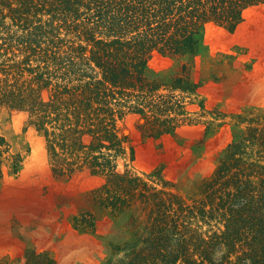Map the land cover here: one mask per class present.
<instances>
[{"label":"trees","instance_id":"trees-1","mask_svg":"<svg viewBox=\"0 0 264 264\" xmlns=\"http://www.w3.org/2000/svg\"><path fill=\"white\" fill-rule=\"evenodd\" d=\"M260 3L0 0V109L27 113L58 174L87 169L104 178L98 204L133 229L108 264H264V113L229 144L193 203L171 182L118 163L129 141L119 125L127 109L158 135L179 125L168 113L180 100L157 95L146 75L155 53L193 54L206 23L235 28ZM22 161L0 130V176ZM216 223L223 227L203 230Z\"/></svg>","mask_w":264,"mask_h":264},{"label":"rangeland","instance_id":"rangeland-1","mask_svg":"<svg viewBox=\"0 0 264 264\" xmlns=\"http://www.w3.org/2000/svg\"><path fill=\"white\" fill-rule=\"evenodd\" d=\"M146 75L159 85L157 95L180 100L168 113L180 122L158 135L142 114L127 109L119 125L129 141L118 163L171 182L193 203L229 144L264 113V3L247 8L235 28L206 23L193 54L156 52ZM0 130L12 152L23 156L16 173L5 164L0 176V261L108 264L113 246L131 238L133 229L127 217L98 204L95 190L104 178L87 169L58 174L46 137L25 112L1 108ZM221 227L205 224L203 230Z\"/></svg>","mask_w":264,"mask_h":264}]
</instances>
